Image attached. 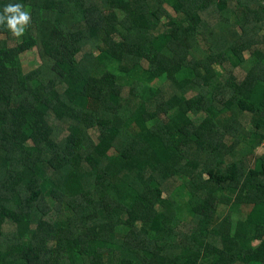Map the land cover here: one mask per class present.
Here are the masks:
<instances>
[{
    "label": "trees",
    "instance_id": "16d2710c",
    "mask_svg": "<svg viewBox=\"0 0 264 264\" xmlns=\"http://www.w3.org/2000/svg\"><path fill=\"white\" fill-rule=\"evenodd\" d=\"M16 2L0 264H264V1Z\"/></svg>",
    "mask_w": 264,
    "mask_h": 264
},
{
    "label": "clouds",
    "instance_id": "9594fccd",
    "mask_svg": "<svg viewBox=\"0 0 264 264\" xmlns=\"http://www.w3.org/2000/svg\"><path fill=\"white\" fill-rule=\"evenodd\" d=\"M30 22L29 12L21 3H4L0 11V24L7 28L12 35L20 36Z\"/></svg>",
    "mask_w": 264,
    "mask_h": 264
},
{
    "label": "rangeland",
    "instance_id": "374dc122",
    "mask_svg": "<svg viewBox=\"0 0 264 264\" xmlns=\"http://www.w3.org/2000/svg\"><path fill=\"white\" fill-rule=\"evenodd\" d=\"M120 47H121V44L119 42L117 49H116L117 50L116 52H118ZM245 55H248V54L245 53ZM21 61H22V66H23L24 71H29V70L37 67L40 63V59L38 57V53H37L36 49L33 48L32 50H29V51H26L25 53H23L21 55ZM216 70L218 73L222 72V70L219 67H216ZM248 131L254 132V129L252 127H249ZM255 153L259 154V155L263 154L264 153V147H258L256 149Z\"/></svg>",
    "mask_w": 264,
    "mask_h": 264
},
{
    "label": "built area",
    "instance_id": "2783aa9c",
    "mask_svg": "<svg viewBox=\"0 0 264 264\" xmlns=\"http://www.w3.org/2000/svg\"><path fill=\"white\" fill-rule=\"evenodd\" d=\"M264 1V0H263Z\"/></svg>",
    "mask_w": 264,
    "mask_h": 264
}]
</instances>
